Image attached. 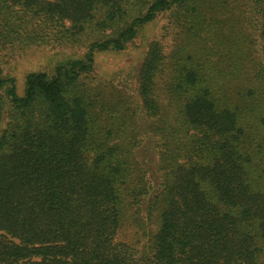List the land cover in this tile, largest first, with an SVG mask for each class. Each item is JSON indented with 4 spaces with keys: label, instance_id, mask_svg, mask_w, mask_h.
I'll use <instances>...</instances> for the list:
<instances>
[{
    "label": "trees",
    "instance_id": "16d2710c",
    "mask_svg": "<svg viewBox=\"0 0 264 264\" xmlns=\"http://www.w3.org/2000/svg\"><path fill=\"white\" fill-rule=\"evenodd\" d=\"M227 1L0 0L2 36L86 48L0 77V264H264V0L260 44ZM168 11L131 85L96 73Z\"/></svg>",
    "mask_w": 264,
    "mask_h": 264
},
{
    "label": "rangeland",
    "instance_id": "374dc122",
    "mask_svg": "<svg viewBox=\"0 0 264 264\" xmlns=\"http://www.w3.org/2000/svg\"><path fill=\"white\" fill-rule=\"evenodd\" d=\"M251 0H228L224 8L226 12H221L219 16H229L238 14L245 9V20L243 24L230 22L225 31L240 33L242 42H253L260 44L261 40L258 29L252 24L250 17ZM223 8V9H224ZM215 13V12H214ZM237 22V24H234ZM233 23V24H232ZM180 27L172 17L171 11L158 15V17L147 24L139 34L127 44L126 48L119 52H99L96 54V73L105 80H111L115 84L126 81L131 85L134 81L136 65L140 63L149 43L159 40L168 50L176 41ZM248 35L247 37L243 36ZM24 37V36H23ZM22 37V38H23ZM15 38L12 35L2 36L0 31V77L11 78L16 89V93L22 96L25 89V77L30 72L43 71L48 74L53 72L54 67L70 59L80 58L86 48L82 45H69L53 40L50 42L30 43L28 39ZM125 82V83H126ZM124 84V83H120ZM0 94H5L4 89H0ZM140 232H135V228L130 225L123 228L118 234L117 241H127L130 244L139 246L136 239H142ZM138 241V240H137Z\"/></svg>",
    "mask_w": 264,
    "mask_h": 264
}]
</instances>
